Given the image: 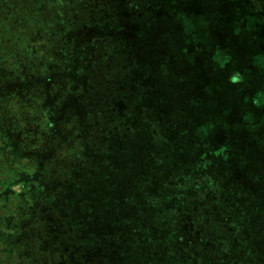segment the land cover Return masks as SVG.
Returning a JSON list of instances; mask_svg holds the SVG:
<instances>
[{
    "label": "rangeland",
    "instance_id": "1",
    "mask_svg": "<svg viewBox=\"0 0 264 264\" xmlns=\"http://www.w3.org/2000/svg\"><path fill=\"white\" fill-rule=\"evenodd\" d=\"M160 2L0 0V264H264V25Z\"/></svg>",
    "mask_w": 264,
    "mask_h": 264
},
{
    "label": "trees",
    "instance_id": "2",
    "mask_svg": "<svg viewBox=\"0 0 264 264\" xmlns=\"http://www.w3.org/2000/svg\"><path fill=\"white\" fill-rule=\"evenodd\" d=\"M244 1V6L245 7H248L249 6V2L247 1V0H243ZM159 6H161V9H160V15L162 16L163 14L165 15V13H166V15L164 16L163 15V17H164V19L166 20V21H168L169 20V18H170V16H169V0H161V2L159 3ZM140 7V9H142V6H139ZM148 9H150V5H148L147 6V10ZM126 11H127V13H128V15H129V17H130V20H131V22H135V23H139V22H137L136 21V19L133 17V11L130 9V8H128L127 6H126ZM118 13H119V11H118ZM157 14H158V12H157ZM156 14V15H157ZM138 18V20H139V17H137ZM68 21V20H67ZM140 22H142V20L140 19ZM66 26H67V24L66 23H64ZM74 24V23H73ZM141 24V23H140ZM172 23H170V25H171ZM169 25V26H170ZM25 31L26 30H22L21 32H23V33H25ZM61 36H59V38H56V37H52V38H56L57 39V42H62L61 41V38H60ZM132 42H136V41H131V44H132ZM59 44H61V43H59ZM135 45V44H134ZM166 52H168V49H164V51L161 53V55H162V59H165V55L166 54H164V53H166ZM15 54V53H14ZM14 54H13V56H14ZM94 54V53H93ZM133 54H135V55H137V53H135V51H134V53ZM164 54V55H163ZM97 54L95 53V56H96ZM15 56H16V58H15V61L14 62H16L15 64L12 62L11 64H9V66H8V64L7 65H5V67H6V70H10V71H13V69H14V65H15V67H17V68H20L19 67V64H20V61H21V59H23V60H28V61H32V62H34V63H38L37 64V66H39V68L38 69H40V70H42V72L44 73V75H46V73H45V70H53V71H58V72H62V67H60V62L59 63H57V62H54V61H52V60H47V57L45 56V54H43L42 56H38L37 55V53H36V51L34 50V48H33V41H32V39L31 38H28L27 40H26V45L24 46V48L23 49H21L19 52H17L16 54H15ZM42 58H43V60H42ZM249 58V57H248ZM3 60L6 62L7 60H8V58H3ZM167 62H168V60H167ZM51 63H57L56 65H54L53 66V69H52V66L50 65ZM28 69H31V67H30V64L28 63ZM121 65L120 64H117V65H110V66H108V68L110 69V70H113V69H118L119 67H120ZM174 66V65H173ZM12 73H15V71L14 72H12ZM43 75V76H44ZM97 75V74H96ZM233 76H236L237 78H238V80L237 79H233L234 80V82H236V83H239V82H241L242 81V77H241V73L239 72V71H235V73H233ZM44 77H47V76H44ZM95 77V81L97 80V77L96 76H94ZM240 77H241V79H240ZM39 78H41V79H43L42 77H39ZM240 79V80H239ZM254 102H256V100H254ZM9 109V111H10V114H11V116H13V114L14 113H17V111H16V108H12V106L11 107H9L8 108ZM44 116V115H43ZM6 117H8V115L6 114L3 118L0 116V126H3V124H2V122L3 121H1V118H2V120L4 119V118H6ZM46 118V117H45ZM14 119H16V118H14ZM46 124V123H45ZM47 125V127H49V128H51V131H50V133H55V130H53L52 129V127H53V125L51 124V123H47L46 124ZM119 133V132H118ZM115 134H117V133H115ZM118 135V134H117ZM44 137H46V136H44ZM80 137V136H79ZM41 140V139H40ZM23 157V156H22ZM193 260H194V258H193ZM190 261H192L191 259H190Z\"/></svg>",
    "mask_w": 264,
    "mask_h": 264
},
{
    "label": "crops",
    "instance_id": "3",
    "mask_svg": "<svg viewBox=\"0 0 264 264\" xmlns=\"http://www.w3.org/2000/svg\"><path fill=\"white\" fill-rule=\"evenodd\" d=\"M249 2V6L248 7H245L246 11L255 17L256 21H260L263 25H264V22L262 21V17L264 18V0H247ZM258 4V5H257ZM257 5V6H256ZM251 7V8H250ZM254 61L253 58L249 57V58H246V61ZM238 80V79H237ZM235 84H238L236 82H233ZM240 83V82H239ZM225 246L226 248L229 246L230 242L228 241V236L226 235V240H225ZM225 246H223V250H225ZM239 248V247H238ZM227 251V250H226ZM227 257L226 258V262H228L227 260L229 259H232L230 260L231 263L229 264H233L234 261H236V256H234L235 254L233 252H231L229 250V252L225 253L223 251V257Z\"/></svg>",
    "mask_w": 264,
    "mask_h": 264
}]
</instances>
